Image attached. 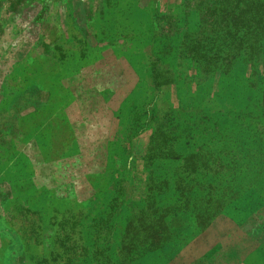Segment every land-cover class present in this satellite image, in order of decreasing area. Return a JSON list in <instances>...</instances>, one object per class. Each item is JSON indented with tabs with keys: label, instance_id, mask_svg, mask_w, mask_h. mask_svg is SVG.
I'll use <instances>...</instances> for the list:
<instances>
[{
	"label": "rangeland",
	"instance_id": "1",
	"mask_svg": "<svg viewBox=\"0 0 264 264\" xmlns=\"http://www.w3.org/2000/svg\"><path fill=\"white\" fill-rule=\"evenodd\" d=\"M0 264H264V0H0Z\"/></svg>",
	"mask_w": 264,
	"mask_h": 264
}]
</instances>
